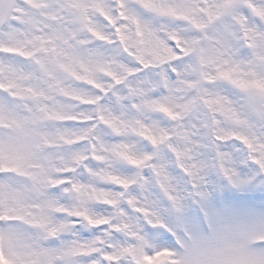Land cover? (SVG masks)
<instances>
[{"label": "clouds", "instance_id": "clouds-1", "mask_svg": "<svg viewBox=\"0 0 264 264\" xmlns=\"http://www.w3.org/2000/svg\"><path fill=\"white\" fill-rule=\"evenodd\" d=\"M103 2L107 5L105 11L91 9V22L82 26L81 38L90 42L88 48H75L69 53L70 67L63 77L69 80L76 73L85 84L92 82V87L83 89V103L68 114L85 122L62 126L84 137L83 142H74L71 136L61 137L52 139L57 147L47 148V141L33 137V148L27 157L0 158V180L15 187L25 186L32 193L23 205L0 204V227L12 226L30 243L48 249H59L64 241L72 240L73 231L90 235L81 215L84 206L98 211L108 202L104 191L109 183L107 156L115 152L120 126L107 109L119 115L114 107L115 96L122 98L121 118L129 123L134 119L158 122L161 128L173 132L181 126L195 125L194 138L207 145L209 155L217 147L226 152L242 149L240 137L252 132L264 140V115L249 106L252 97L259 95L257 88L245 90L240 86L241 81H246L264 90V0H258L256 7L252 0H237L231 15L225 17L228 30L214 31L219 21L208 29L207 36L215 43L204 39V32L195 30L197 24L213 21L209 11L217 17L214 3L195 0L188 4L190 11L185 19L180 15L150 16L136 8V0ZM132 8L143 19L134 22L129 12ZM145 21L154 34L150 44L143 31ZM190 36L203 42L194 44L188 40ZM38 41L32 48L41 51L46 45ZM51 43L64 51L59 40ZM208 47L215 49L214 55L202 53L201 49ZM32 48L25 51L32 52ZM47 59L54 62L51 57ZM78 68L83 71L77 72ZM14 94L25 100L31 98V93L21 87ZM9 103L20 107L16 101ZM169 113H175L177 119L172 120ZM100 118L111 121V125L105 126ZM17 130L15 121L0 122V140L14 138ZM96 137L108 153L91 148L98 144ZM53 156L62 159L53 165ZM70 181L77 183L78 191L73 190ZM8 217H19L22 222L9 221ZM77 217L79 224L73 227L70 222ZM53 231L58 239L51 235ZM260 239L254 237L249 243L255 245Z\"/></svg>", "mask_w": 264, "mask_h": 264}, {"label": "snow or ice", "instance_id": "snow-or-ice-1", "mask_svg": "<svg viewBox=\"0 0 264 264\" xmlns=\"http://www.w3.org/2000/svg\"><path fill=\"white\" fill-rule=\"evenodd\" d=\"M13 6L8 0L5 14ZM33 7L49 29L46 36L55 41L66 37L55 20L64 17L71 24L82 25L91 9L104 12L107 5L103 0H39ZM213 7L218 14H231L234 6L230 0H218ZM136 8L154 17L180 15L185 19L190 11L188 4L160 0H136ZM136 8L129 9L134 22L143 19ZM209 19L214 21L216 14L209 11ZM143 31L150 44L154 34L147 21ZM31 35L24 40L14 38L13 46L34 47L41 38L33 40ZM201 51L207 55L206 48ZM23 56L31 57L32 52L23 51ZM5 72L0 93L8 99L0 100V114L10 121L16 119L17 112L9 101H15L14 90L21 87L25 77L15 65ZM257 92L258 102L251 100L249 106L264 115V90L258 87ZM17 125L14 138L0 141V158L25 157L30 142L24 125ZM169 132L173 131L161 128L159 140L144 139L133 150V159L107 162L110 174L104 191L108 202L102 209L111 211L84 206L81 215L90 235L73 231L72 240L64 241L59 249H48L23 242L22 234L12 226L0 227V258L4 264H264V211H257L253 204L264 197V140L252 132L246 135L242 149L226 152L217 147L206 160L202 157L207 148L191 147L194 137L178 150L174 136H167ZM120 139L116 138L115 145L122 147ZM70 183L74 191L79 190L77 183ZM14 188L0 180L4 204H21ZM70 223L77 226L79 218ZM51 235L58 239L55 231ZM257 236L261 237L257 244L249 243Z\"/></svg>", "mask_w": 264, "mask_h": 264}, {"label": "rangeland", "instance_id": "rangeland-1", "mask_svg": "<svg viewBox=\"0 0 264 264\" xmlns=\"http://www.w3.org/2000/svg\"><path fill=\"white\" fill-rule=\"evenodd\" d=\"M232 1H234V0H230V3ZM7 2H8V0H0V21L2 20V24H4V26H5L4 30L2 29L3 25L1 26L2 32L0 35V49L6 50V51L8 50V51H13V52L23 53V51H25L26 48H32L31 44H28L25 48H21L19 45L13 46L14 38H19L21 40H24L26 38V36L28 34H26V31L23 30L25 28L29 29V31L32 35L35 34L34 36H30L29 37L30 39L35 40L36 37H40L41 40H43V43H44V45H46V47H44L43 51H37L35 48H32V57L31 58L33 59V61L31 63H29L28 66H25L23 56H19L21 58L20 60H15L11 57H5L4 58V57L0 56V75H1L0 79H3L7 75V73L5 72V69H7L9 66L15 65L16 68L18 69V71L20 73H22V75L25 77V79L20 81L21 88L28 90L31 93L32 99L38 97V95H36L37 93L35 92L37 89V86H39V84L44 82V77L47 74L50 76L51 73L54 74L53 76L57 77V79H55L57 81L54 82L55 84L53 86H52V84H51V86H48V84H47V86L49 87V90H51L53 94H57L59 92H61V93L66 92L68 89L63 87V82H64L63 77L66 73V70L68 69V66H70V63L68 60L66 63H62V62L64 61V59L68 58L69 53L74 51L75 48L81 49V47H82V49H85V50L88 48V45L90 42L81 38L83 35L82 26L84 24L90 23L91 17H86L83 20L82 25L81 24H72L70 26L71 22L64 17H61L60 19L54 21V23H57L60 27L63 28V30L64 29L66 30V31L64 30V32L66 33L67 39L59 40L62 48L64 49V51H61L59 48H57L55 45H53L51 43L50 39L47 38L46 33L48 32L49 29H48L47 25L41 23L42 17H40L38 14H36L37 9H35L33 7V5L38 3L39 0H19L17 2L16 6L13 8L10 16L4 17V13H5L4 5ZM49 2L55 3L56 0H49ZM160 2L170 3V4H190V3H194L195 0H160ZM205 2L216 3V2H218V0H205ZM252 2H253V7H256L258 0H252ZM27 11L30 12L31 19L23 18V16H25V13ZM221 14H218L216 17V18H218V20H216L214 23L216 24L219 21L220 24H219V28L213 29L214 31H219L220 29L227 31L229 28V25H228L227 21L225 20V17H229L231 14H229L223 18H219V17H221ZM20 15H23V16H20ZM20 17H22V18H20ZM7 19L12 20V23L10 25H8L6 23ZM18 22L21 25L20 24L18 25ZM24 22H26V24H24ZM201 24L203 25V27H206L209 25V24L205 25L203 23H201ZM203 27H199V28L196 27L195 30L201 31V29ZM210 28H213V26ZM207 32L208 31H206V33H205L204 39L208 40L210 43H215V41L213 40L212 37L207 36ZM200 39L201 38L194 37V36L188 37V40L192 41L194 44H198ZM185 42L187 43L188 41L186 40ZM36 43H39V41H37ZM214 54H215V49H213L212 47H208L207 48V55L212 56ZM56 55H59L58 61L60 62V64L61 63L64 64V68H62L58 65L55 66L54 62H52V63L48 62L47 58H49V57H51L53 61L56 60ZM82 71H83V69H81L80 72H82ZM53 76H50L47 79L48 83H52L54 81ZM73 77H74V74H73ZM77 78H79V77L77 76ZM240 86L242 88H244L245 90H247L249 87H254V88L259 87L258 84L250 85L246 81H241ZM89 87H92L91 81L87 83V88H89ZM77 93L78 94L72 98L84 101V95L81 94V91L79 90V91H77ZM16 97H20V96H16ZM114 98L116 99L114 107L118 110L119 115H117L116 112H113L111 110V108L108 111V113L112 112L114 115V118L118 121L120 128H119L117 135L121 138L120 143H121L122 147L117 145L116 146L117 151H115L114 153H109L107 158H108V161L110 159L130 160V159L135 158L133 155V150L136 148V146L138 144H140L142 142L140 140L134 139L135 137L133 135L136 133H141V131H142V133H144L145 137H152L153 140H159L160 137H159L158 133L161 129V126L159 125L158 122L157 123H144V121L142 119H134L131 121V123H129L125 119H122L121 116H123V100L118 95L115 96ZM3 99H4V96L2 93H0V100H3ZM258 100H259V96L254 95L252 97L253 102H258ZM43 103L45 104L46 101H43ZM40 106L45 107L44 105H40ZM78 106H79L78 104H72L69 101L64 103L62 100H59L57 102V100L55 99L53 101V105H52V107H53V111H52L53 113L52 114L56 115V114L62 112V114H63L62 117H64V120H69V124H73V122L78 123L79 122V118H78L79 116L73 117V116L68 115L69 113L74 112ZM190 110H191V107H188L187 111L189 112ZM169 116L173 117V116H175V113H169ZM100 119H101V123L104 124L105 126L111 125V121L104 120L103 118H100ZM4 121H6V120L4 119L3 115L0 114V122H4ZM10 121H12V120H10ZM14 121L15 122L17 121V116H16V119ZM58 121H59L58 118H53L49 122V128H48L49 131H47V129H46L45 132H41L38 129L35 130L34 129V128H36L35 126H33V128H32L27 122L23 123L24 120H21V119L19 120V123L24 125V127L26 128L25 137L30 142L28 144L27 151L24 153L25 157H27L30 154V151L33 148V145H32L33 137L43 138L42 135H45L47 138L46 140L48 142L46 144L47 148L57 147V145L52 143V139H57V138H61V137L66 138L68 136H71L73 138L74 142H81L82 141L83 137H78L73 129L66 128V127H64L65 130L61 129L62 126L60 124H58ZM80 122L82 123L84 121L80 120ZM181 129H182V131L187 132V134L190 137H194L195 125L191 126L190 128H185V127L181 126ZM59 130H60V134L58 135ZM144 130H146V131H144ZM178 130L180 131L179 128H178ZM169 133H167V134H169ZM153 134H156V135H154V137H153ZM190 137H188V138H190ZM241 138L243 141H246V139H247V137L243 136V135L241 136ZM99 139H100L99 137H96L98 144L93 145V148L98 147L102 152L108 153V150L103 147V143H99ZM0 141H2V140H0ZM161 142H163V141H161ZM187 142L188 141H182L179 148L181 150L184 149L186 147ZM201 144L202 143L199 141V139H195L192 141L191 147L206 148L205 146H207V145L203 144V145H205V146H203ZM127 148H128V150H126ZM210 156L211 155L205 153V154H203L202 158L207 160V159H210ZM61 158L62 157H60V156L51 157L52 163L59 162L61 160ZM97 162L103 163V161H97ZM109 168H110V164L107 165L106 170L108 171ZM58 171L63 172L64 169H59ZM86 171H89V170L86 168ZM117 178H119V177H117ZM87 187L91 188L92 186L87 185ZM14 193H15V195H17L19 197V199L21 201L20 205H22V202L24 203L32 195V193L25 186L15 187ZM0 204H4V196H3L2 192H0ZM253 204H254V207L257 211H264V197L256 199L253 202ZM22 241L25 243L29 242L27 239H25L24 236H22ZM0 264H4L3 258H0Z\"/></svg>", "mask_w": 264, "mask_h": 264}]
</instances>
